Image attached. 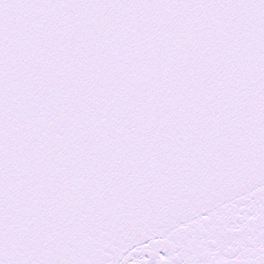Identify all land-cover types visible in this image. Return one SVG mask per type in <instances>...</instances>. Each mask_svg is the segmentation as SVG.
<instances>
[{
	"label": "snow or ice",
	"instance_id": "snow-or-ice-1",
	"mask_svg": "<svg viewBox=\"0 0 264 264\" xmlns=\"http://www.w3.org/2000/svg\"><path fill=\"white\" fill-rule=\"evenodd\" d=\"M0 264H264V0H0Z\"/></svg>",
	"mask_w": 264,
	"mask_h": 264
}]
</instances>
